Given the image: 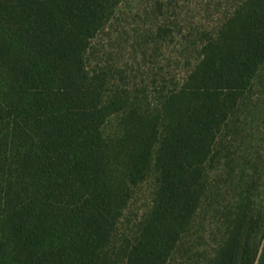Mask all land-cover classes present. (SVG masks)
<instances>
[{
  "label": "trees",
  "instance_id": "trees-1",
  "mask_svg": "<svg viewBox=\"0 0 264 264\" xmlns=\"http://www.w3.org/2000/svg\"><path fill=\"white\" fill-rule=\"evenodd\" d=\"M228 1L209 27L157 1L121 65L97 45L123 0H0V264H256L264 0Z\"/></svg>",
  "mask_w": 264,
  "mask_h": 264
},
{
  "label": "rangeland",
  "instance_id": "rangeland-1",
  "mask_svg": "<svg viewBox=\"0 0 264 264\" xmlns=\"http://www.w3.org/2000/svg\"><path fill=\"white\" fill-rule=\"evenodd\" d=\"M157 1L162 4L163 15L166 14L167 4L170 2L172 7V12L179 18V20H172L173 24L180 27V9L182 7L183 0H123L120 19L115 25H113L110 31L103 34L97 45V51H100L101 55L105 60L116 61L121 65L128 64L133 61L131 58L132 46L136 41L138 36L136 32L141 33L145 31V26H150L155 22V16H159L157 8ZM192 4H189L190 15L196 19L197 25H203L209 27L215 23V18H213V13L224 12L227 5L230 4L228 0H218L222 4V8L214 6L213 2L215 0H191ZM200 5L196 9V4ZM212 3L210 8L208 4ZM216 16V14H215ZM180 37L174 40V43L178 44ZM172 53L173 49H171ZM152 53V52H149ZM157 62L160 67L164 68V72H169L168 70V60L161 57L162 54H157ZM174 55H178L174 53ZM150 57L146 60L147 63H151ZM174 65V64H173ZM175 71V72H174ZM173 73L180 72V67L177 70H172ZM254 102L247 109L246 120L242 125V136L244 148L248 151V154L256 156H262L260 161L259 172L262 176V191L264 192V70L261 75H259L257 80V86L254 90ZM257 153H259L257 155ZM149 190H145L139 195L137 202L135 203L133 209L134 212L137 210L141 211L144 209L145 205L148 203Z\"/></svg>",
  "mask_w": 264,
  "mask_h": 264
},
{
  "label": "crops",
  "instance_id": "crops-1",
  "mask_svg": "<svg viewBox=\"0 0 264 264\" xmlns=\"http://www.w3.org/2000/svg\"><path fill=\"white\" fill-rule=\"evenodd\" d=\"M256 264H264V242L260 249V253H259Z\"/></svg>",
  "mask_w": 264,
  "mask_h": 264
}]
</instances>
